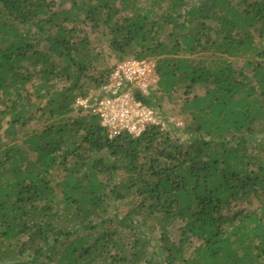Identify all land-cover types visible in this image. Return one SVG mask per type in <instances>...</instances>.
<instances>
[{
	"label": "trees",
	"instance_id": "obj_1",
	"mask_svg": "<svg viewBox=\"0 0 264 264\" xmlns=\"http://www.w3.org/2000/svg\"><path fill=\"white\" fill-rule=\"evenodd\" d=\"M89 26L155 61L186 139L74 109L118 64ZM0 264H264V0H0Z\"/></svg>",
	"mask_w": 264,
	"mask_h": 264
},
{
	"label": "built area",
	"instance_id": "obj_2",
	"mask_svg": "<svg viewBox=\"0 0 264 264\" xmlns=\"http://www.w3.org/2000/svg\"><path fill=\"white\" fill-rule=\"evenodd\" d=\"M157 84L154 60L123 61L115 65L105 84L77 97L74 109L96 116L109 139L123 134L137 138L150 126L182 128L179 119L170 117L164 120L156 106L145 104V100L157 94Z\"/></svg>",
	"mask_w": 264,
	"mask_h": 264
},
{
	"label": "rangeland",
	"instance_id": "obj_3",
	"mask_svg": "<svg viewBox=\"0 0 264 264\" xmlns=\"http://www.w3.org/2000/svg\"><path fill=\"white\" fill-rule=\"evenodd\" d=\"M53 1L57 4L58 0H49ZM84 30L88 32V39L90 46L94 49L95 53L98 54L99 60L94 62L93 67L95 66L96 70L94 71L95 74L99 75L103 72V69H111L117 62L114 53L111 52L107 45V37L105 36V31L101 30L99 32H91L90 26L85 27ZM243 61H239V65H242ZM92 69V68H91ZM89 74H93L92 71ZM88 74V75H89ZM91 75H89L90 77ZM85 86H88V89L92 88V84L89 81H86ZM59 84L58 87H60ZM92 90V89H91ZM90 91V90H89ZM87 92V91H86ZM155 106L157 107L159 113L161 114L162 118L168 119L170 117L179 119L183 123L182 128H176L173 125H165V132H168L170 135L177 137L181 141L186 139V135L184 131L186 130V122L187 118L184 116L179 115V110L181 106V99L177 94L171 95H164L162 93L157 92L156 95L153 96V101ZM76 113L69 116L70 119L77 117ZM34 127V126H33ZM244 204H232L230 211L225 212L224 214H231L235 208H244ZM195 248V245L192 246L190 252Z\"/></svg>",
	"mask_w": 264,
	"mask_h": 264
}]
</instances>
